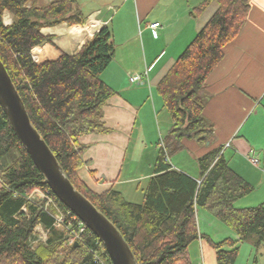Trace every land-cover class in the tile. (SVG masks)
<instances>
[{
    "label": "trees",
    "instance_id": "1",
    "mask_svg": "<svg viewBox=\"0 0 264 264\" xmlns=\"http://www.w3.org/2000/svg\"><path fill=\"white\" fill-rule=\"evenodd\" d=\"M215 13L161 78L157 92L172 118L160 145L154 175L140 203L126 200L115 188L96 194L79 178L87 147L80 139L107 133L104 107L117 92L104 79L116 47L105 26L74 55L38 63L36 48L52 43L43 28L63 23L85 25L87 17L76 0H55L37 6L30 0H0V60L6 67L29 114L67 178L121 232L138 264H192L190 245L200 236L197 210L204 209L230 227L239 240L214 244L218 264H235L242 243L255 249V261L264 248V204L236 208L235 203L253 186L224 159L222 149L199 158L200 180L177 170L169 158L184 149V140L212 141L213 126L204 116V87L225 57V49L241 33L250 13V0H206L192 15L209 4ZM14 20L5 25L4 14ZM35 54V56H34ZM19 157L0 166V264H113L103 243L88 228L80 233L78 221L68 216L57 228V211L46 200L35 199L36 190L50 192L62 211L67 208L54 194L14 133L0 105V162L11 152ZM47 240L35 245L36 229ZM78 245H69L72 234ZM226 246L231 249H226Z\"/></svg>",
    "mask_w": 264,
    "mask_h": 264
},
{
    "label": "crops",
    "instance_id": "2",
    "mask_svg": "<svg viewBox=\"0 0 264 264\" xmlns=\"http://www.w3.org/2000/svg\"><path fill=\"white\" fill-rule=\"evenodd\" d=\"M39 1L41 5L37 6L55 0H34V3ZM76 1L87 23L43 28V35L53 41L37 47L35 58L43 63L57 60L63 53L77 54L99 30L111 28L115 59L121 64L112 62L117 69L114 79L104 80L117 94L104 107L103 122L108 132L80 139L87 149L83 155L85 166L78 175L96 194L115 188L126 200L140 203L154 175L159 144L172 126V118L165 112L157 92L158 83L217 6L211 3L194 16L193 10L206 0H117V3L112 0L106 5L96 4V0ZM92 1L94 8L89 7ZM250 5L240 35L226 47L223 61L202 91L206 101L204 116L213 126L212 141L202 144L195 139L184 140V149L169 158L174 168L200 180L199 158L221 148L230 167L253 186L251 193L235 203L240 209L264 204V0H250ZM126 9L129 21L122 17L118 28L116 18ZM4 19L13 22L14 17L6 12ZM154 23L161 26L154 30L151 28ZM157 37L163 40L162 51L152 46ZM153 70L156 72L151 76ZM135 75L145 80L132 83L130 77ZM197 225L200 236L214 244L239 240L230 227L204 209L197 210ZM212 242L200 237L190 245L192 264H218ZM239 247L235 264L244 253L249 254L247 264H250L256 255L254 247L249 243ZM258 255L255 263L264 264V248Z\"/></svg>",
    "mask_w": 264,
    "mask_h": 264
},
{
    "label": "water",
    "instance_id": "3",
    "mask_svg": "<svg viewBox=\"0 0 264 264\" xmlns=\"http://www.w3.org/2000/svg\"><path fill=\"white\" fill-rule=\"evenodd\" d=\"M0 105L14 133L51 190L98 237L112 263L138 264L118 228L67 178L56 156L32 124L26 106L1 60Z\"/></svg>",
    "mask_w": 264,
    "mask_h": 264
},
{
    "label": "rangeland",
    "instance_id": "4",
    "mask_svg": "<svg viewBox=\"0 0 264 264\" xmlns=\"http://www.w3.org/2000/svg\"><path fill=\"white\" fill-rule=\"evenodd\" d=\"M33 2V4H35V5H37V4H39V5H41V2L42 1H39L38 3H34V0H32ZM109 1H112V0H108V1H106V2H104V0H96V4H103V5H106V3H108ZM93 2V1H92ZM112 3H117V0H114V2H112ZM127 6H129V5H127ZM90 8H94V2L93 3H91V5L89 6ZM127 8V7H126ZM11 14V13H10ZM12 15V14H11ZM128 15H129V11H128V9H126L119 17H117L116 18V21H115V23L117 24V27L119 28V26H120V19L123 17V18H125V19H127V23H128V21H129V18H128ZM115 16V15H114ZM126 22V21H125ZM125 22H123V24L125 23ZM122 24V25H123ZM158 39H156V40H154L153 41V48L155 49V48H157V49H159V51H162V47H163V40L161 39V37H157ZM34 56H35V54H34ZM36 58H38L37 56H36ZM115 61V62H114ZM112 62H114V63H119V64H121L120 63V61H119V59H115V57H114V59H113V61ZM117 69H116V66L115 65H111V67L109 68V69H107V71L104 73V75H103V79H106V80H113L114 79V72L116 71ZM117 72V71H116ZM155 72H156V70H153V72H152V74H151V76H153L154 74H155ZM161 98V97H160ZM162 100V99H161ZM161 104H162V106L164 107V103H163V100L161 101ZM165 110V112H167L166 111V109H164ZM167 114H168V112H167ZM169 117H170V115H168ZM169 120V119H168ZM170 120H171V117H170ZM172 121V120H171ZM225 148H227V147H225ZM19 157V154H18V152L17 151H13V152H11L7 157H5L1 162H0V166H7V165H10V164H12V162H14L17 158ZM141 193V192H140ZM143 196V195H142ZM40 197H38V196H36L35 197V199H39ZM143 199V198H142ZM36 232H37V238H40V241H38L37 243H35V245H37L39 242H45L46 240H47V234H46V232L41 228V227H38L37 229H36ZM248 257H249V254L248 253H244V254H241V256L239 257V261H238V264H247V260H248ZM259 259V255L257 256V260ZM250 264H257V263H255V255L253 256V258H252V261L250 262Z\"/></svg>",
    "mask_w": 264,
    "mask_h": 264
},
{
    "label": "built area",
    "instance_id": "5",
    "mask_svg": "<svg viewBox=\"0 0 264 264\" xmlns=\"http://www.w3.org/2000/svg\"><path fill=\"white\" fill-rule=\"evenodd\" d=\"M4 23H5V25H11L12 24L11 21H7L6 19H4ZM160 26H161L160 23H154V24L151 25V28L156 30ZM146 77H147V73H146ZM142 80H145L143 76L135 75V76H131L130 77V81L132 83H140V82H142ZM229 146H230V144H227V147H229ZM252 161L254 163H258L257 160L252 159ZM36 196L46 200V208H45L46 210L53 208V209H55L57 211V216L55 218V226L57 228H61V227L64 226V222L66 221V218L68 216L74 215L73 216V219H74L73 221H75V220L78 221L79 220L78 217L74 213H72L71 210H68L67 212L64 213V211H62L60 209V207L56 204L54 198L51 196V193L49 191L48 192H42L40 190H36L32 194V197L35 198ZM78 228H79L80 233H83V232H85L87 230V227L81 221L78 222ZM78 239H80V234H78V233L75 234L74 233L70 237L68 244L69 245L76 244ZM38 241H40V238H37L34 243H37ZM96 262H97V264H105V262L101 259L100 256H96Z\"/></svg>",
    "mask_w": 264,
    "mask_h": 264
},
{
    "label": "bare ground",
    "instance_id": "6",
    "mask_svg": "<svg viewBox=\"0 0 264 264\" xmlns=\"http://www.w3.org/2000/svg\"><path fill=\"white\" fill-rule=\"evenodd\" d=\"M8 14V13H7ZM9 17V16H8Z\"/></svg>",
    "mask_w": 264,
    "mask_h": 264
}]
</instances>
